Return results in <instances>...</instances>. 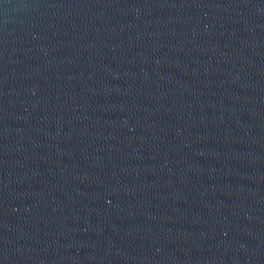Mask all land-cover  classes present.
I'll list each match as a JSON object with an SVG mask.
<instances>
[{
	"label": "water",
	"instance_id": "obj_1",
	"mask_svg": "<svg viewBox=\"0 0 264 264\" xmlns=\"http://www.w3.org/2000/svg\"><path fill=\"white\" fill-rule=\"evenodd\" d=\"M0 264H264V0H0Z\"/></svg>",
	"mask_w": 264,
	"mask_h": 264
}]
</instances>
